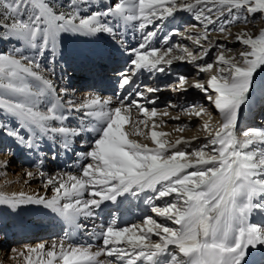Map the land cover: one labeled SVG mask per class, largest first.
I'll return each mask as SVG.
<instances>
[{
    "label": "snow or ice",
    "instance_id": "1",
    "mask_svg": "<svg viewBox=\"0 0 264 264\" xmlns=\"http://www.w3.org/2000/svg\"><path fill=\"white\" fill-rule=\"evenodd\" d=\"M88 2L83 0L84 6ZM79 7L71 0L66 9L63 4L57 7L53 0H0V41L19 45L10 53L0 52V112L18 121L12 127L0 119V131L32 151L40 147L41 140L59 141L57 146L65 153L74 150L77 137L85 132L96 133L83 154L90 162L79 176L65 174L66 178L46 179L55 193L50 199L23 193L0 194V203L13 209L23 204L43 205L70 229L59 242L54 239L47 247L41 242L28 247L27 256L24 252L19 255L26 264H33V253L41 257L37 264H248L251 249H264V226L251 220L254 212L264 216V128L238 133L237 125L243 106L257 90L256 78L264 73V29L255 36L248 31L237 33L235 41L243 50L232 55H228L233 53L232 48L225 42L213 43L209 34L219 32L227 39L232 35L231 26L249 23L250 15L260 13L264 19V0H116L86 16ZM178 11L192 14L196 24L191 27L204 30L195 37H186L200 49L196 55L187 46L152 44L164 22ZM129 22L135 23L142 40L133 48L123 47L126 41L119 42L120 50L131 59L127 67L112 69L117 74V87L124 93L115 106H110V98L98 94L80 103L65 99L69 89L57 91L55 82L44 75L38 57L50 53L49 62L54 65L65 37L107 34L115 40L121 26ZM153 25L152 30L145 31ZM173 35H181V29H170L162 44L168 45ZM213 48L217 52L212 62L196 64L197 74H209L206 83L196 81L191 87L205 94L220 123L214 128L202 122L208 135L198 148H191L193 140L170 141L166 138L169 134L155 130L167 121L158 122L157 108L149 109L141 103L155 104L147 94L160 88L135 84L133 77L142 71L171 75L174 62L205 60ZM175 51L180 54L173 55ZM98 59L103 61V55ZM96 67L94 60L90 70ZM47 71L55 75L54 67ZM171 90L186 92L188 78L178 75ZM259 90L264 93V78ZM179 111L197 119L212 118L203 105H188ZM71 113H80L81 119L92 118L95 127L67 126L65 121ZM172 119L179 120V116ZM185 127L181 125L178 130ZM132 136L150 138L155 146L149 147ZM11 152V148L4 149L5 154ZM0 167L6 168L7 162H0ZM26 175L32 177L33 173ZM146 192L154 193L143 201L151 205V212L177 227L159 223L152 216L145 217L142 225L117 226V208L99 232L101 247L96 251L91 244H65L73 231L85 227L81 219L94 220L106 202L120 205L123 200L119 198H139ZM167 197L171 200L162 206L155 204ZM101 256L106 259H99ZM259 264H264V256Z\"/></svg>",
    "mask_w": 264,
    "mask_h": 264
},
{
    "label": "bare ground",
    "instance_id": "2",
    "mask_svg": "<svg viewBox=\"0 0 264 264\" xmlns=\"http://www.w3.org/2000/svg\"><path fill=\"white\" fill-rule=\"evenodd\" d=\"M187 19L190 20V18L188 17V13L184 14L183 17V20L186 21L185 22L182 21V22L184 24L188 23ZM178 23L179 22L177 20H174L173 18H170L168 21H165L163 28L158 31L157 36L152 40L153 46L167 47L172 44L181 45V43L178 41H175L173 43L172 41L169 40H168V45L162 44V38L165 36V34H167L170 29L176 28L175 24ZM152 28L153 27L146 28L145 31L152 30ZM190 31L192 30L189 29L188 32ZM203 31H204L203 28H201L200 32L195 30L193 31L191 36L195 37L196 34H202ZM230 31L232 35L227 37L230 39H227L224 42L227 44V46H230L232 49H234L235 53H238L239 51L243 50V46L235 41V35L241 31L237 28H235L234 30L231 29ZM209 39L213 43H215L217 42L218 35L214 33V31H212L209 34ZM115 40H118V43L117 41L115 42L114 39L108 36L107 34H102L99 37H86L82 35L67 36L63 40L62 48L60 52H58L56 57L57 62H55L54 65L51 64L50 62L49 63L47 62L48 64L46 66L42 64V61L40 59V62L43 68L45 69L44 75L50 77L55 82L57 91H59V89L61 88L69 89V95L66 96L65 99H74L76 103H80L85 98H88L91 95L98 94L103 99L110 98L112 101V104L110 106H115L119 98L123 96L124 93L120 92V90L117 87L118 81H117L116 72L115 71H112L110 73L107 72L110 69L112 70L113 67L119 69L127 67V65L126 66L124 65L128 60L131 59V57L128 56L127 54H125L124 57H122L121 53L119 54V51L122 52V50H120L121 48L119 47L120 40L126 41L124 47L133 48L136 47L141 42L142 34L137 29L135 30H133L132 28L129 29L127 25H122L120 30L118 31V35ZM229 41L231 42L228 43ZM201 43L204 44L205 46H208L207 43L204 41H201ZM196 48L197 47L195 46L194 47L190 46V49L194 50V52L195 50H197ZM29 54L31 55L32 53ZM48 54H49L48 57L50 58L51 55L50 53H46L45 55L47 56ZM178 54H180L178 51H175L173 53V55H178ZM100 55H103L104 57L103 61H99L98 57ZM215 56L216 53L214 57ZM94 60L97 61V67L95 70L99 72L98 74H96L97 71L95 72L90 70L92 67V62ZM203 61L204 60L198 59L197 61H195V63H192V66H196V64H203ZM59 63L61 65H59ZM187 63L188 62H174L170 69L171 75L160 74V73L154 74V73L142 71L138 73L135 77H133V82L135 84H140L141 86L148 85L152 87H159V85L164 84L168 81L175 85L178 75H183L187 77L188 90L186 92L176 91L175 92L176 94L174 95L171 94V91L169 92L167 89L161 88L160 93L157 92L152 93V95L157 96L154 97L155 104H148L147 101L144 100H142L141 103L144 104L149 109H151L152 107L157 108L158 116L155 119L158 122L167 121V123L164 124L163 126L157 127L155 129L156 131L164 132L169 135H171L174 132V133H179L181 136L183 133H187V134L190 133L192 137L194 136L199 137L197 139V143L201 142L203 144L206 142L204 138L207 135H205V131H203L201 127L202 122L197 123L198 119L194 115L181 113L179 111V108L193 104L203 105L208 108V111L212 114V118L209 119L208 116H203L202 119L204 120L208 119L209 121L216 119L217 125L220 123V117L217 111L214 109V107L210 105L209 101L204 97H202L201 92L191 87V84L196 81H201L206 83L209 74H205V73L197 74L196 68L192 67L191 69L190 67L191 64L184 68L183 66L187 65ZM66 66L70 67L71 69H67ZM52 67L55 68V75H51V73L47 71ZM98 68H100L101 70ZM104 68L106 69L105 72H104ZM192 70L194 71L193 74L191 73ZM103 72L105 73L104 75H102L103 77L98 76L100 73L102 74ZM190 73L192 74V76ZM149 74L151 75L153 81L147 80V75ZM212 74H215V69H213ZM262 78H264V73H262L261 76H258L256 78L257 90H255L252 93L248 101L249 103L253 101L254 98H257L256 103L264 104V97H259L261 94H264L259 90V85ZM132 98H136V97H132ZM169 104L175 105L177 107H166ZM251 107L253 108L254 106H250L248 105V103L247 105H245V109L247 110H249ZM252 110L250 109L249 111ZM165 111L168 112V115H163ZM3 115L5 117H9L10 119H13L11 116L6 115L5 113H3ZM69 115L70 118L67 121H65V124L69 127L72 128H77L80 126H86L88 128L95 127V121L90 117H84L83 119H81L80 113H71ZM136 116H137L136 110L133 109V117L136 118ZM176 116H179V120L172 119V117H176ZM181 125H187V127H185L183 131H179L178 127ZM241 125H242V121L238 120L237 131L241 129L240 128ZM165 128L166 129L169 128L170 131L169 132L166 131ZM143 131L147 133L148 129H143ZM95 135H96L95 132H85L82 137H77L76 140L80 139V142L78 143L75 142L74 150L68 153L62 151L57 146L58 143H52L48 140H41L40 147L37 150L32 151L27 148L21 149L24 156H27L29 162L34 165L36 169L35 176L38 182H40L43 185L44 189L47 188L50 190V196L48 197L43 196L44 198L50 199L53 195H55L53 191V186L46 184V179L48 177L58 178L63 175L66 178L65 174H71L77 176L80 175L82 167L86 164V162H89V160L85 159L83 154L89 150L90 142L92 139L95 138ZM130 138L138 140L140 143L143 144L145 143V141H148L150 144L155 146L150 138L146 139L143 136H132ZM166 138L168 140L171 139V138L169 139L168 136ZM199 146L200 145H195L192 148H198ZM19 147L20 146L16 145V148L18 150ZM54 156L55 158L53 159ZM41 172L44 173L43 177L40 175ZM0 188L4 189V194H2L4 196H11L13 194L19 196L20 193H23L25 196L42 197L38 194V192L33 190L31 191L23 190L22 188L19 189L17 187L10 188L5 185H0ZM85 198H87V194H85ZM119 199L123 200V203L120 205L112 204L109 202L103 204L101 210L96 215V217L98 218L96 219V221H93L92 219H88V220L81 219L82 224L85 225V227L80 230L73 231L71 240L70 241L66 240L65 244L68 243H72L76 245L91 244L89 243V240L86 241V244H83L85 241L82 238V236L84 235H87V237L88 235L98 236L100 230L107 225L104 224L103 222L105 217L108 215L109 212L115 211L117 208H119V213H118L119 220L117 226H125L130 224L142 225L145 217L152 216L159 223L166 224L169 227H177L172 222L167 221L164 218L158 217L154 213H152L151 206L147 207L146 203H144L143 205L138 204L139 206L133 205L136 198L129 197V198H119ZM167 200H171V197L161 199L159 205L162 206ZM61 203H63V201H61ZM2 207L7 210V214L9 215V217H11V221H12L11 229H13V231L11 233L10 232L11 229L10 228L7 229L8 230L7 235H9L10 238H15L17 240H19L20 238H22L23 240H29L26 244L21 245L23 248H25L23 250L25 256L28 255L27 252L28 247H35L41 242L46 243V247H47V245H49L54 239L57 240V242H59L58 238L56 237L49 238V237L51 235L56 236L59 230H61L62 228H64L65 231H70V229H68L66 223L63 221V219L60 216H58L56 213L51 211V209L43 205L34 204V203L23 204L13 209L6 204L0 203V212ZM127 209L129 210L126 211ZM3 218L4 215L0 213V219L2 220ZM32 218L37 220L39 219V221L37 223L35 222L36 223L35 224L33 221L29 220ZM251 220L254 223H258L259 218L255 215V213H253ZM36 226L39 227L35 229ZM15 231H17L16 234ZM88 233H94V234H88ZM41 234L45 235V237L41 239H36L34 241L30 240L31 238L38 237ZM153 239L155 240L157 239V237L153 236ZM91 245H93V249H92L93 251H96L99 247H101V244L99 245V247L97 246L98 244H91ZM250 251L252 255L249 259L248 264H259L261 257L264 256V249H251ZM20 252H22L20 251V249L15 252V256L19 258L18 262L13 261L11 263H4V264H26V260L24 259V257H21L19 255ZM36 256L37 253H33L31 256V259L33 260V264H37L38 259H41V257L36 258ZM99 259L104 260L106 259V257L101 256Z\"/></svg>",
    "mask_w": 264,
    "mask_h": 264
},
{
    "label": "rangeland",
    "instance_id": "3",
    "mask_svg": "<svg viewBox=\"0 0 264 264\" xmlns=\"http://www.w3.org/2000/svg\"><path fill=\"white\" fill-rule=\"evenodd\" d=\"M53 2L57 4V7H59L61 4H63V5H65V9H66L67 6H68V0H53ZM71 2L73 4L80 5V7H79L80 13L82 15L86 16V15H89L92 11L102 10L107 5L115 3L116 0H89L88 4L86 6H84L83 0H71ZM65 9H62V10H65ZM186 13H188V12H186V11H178L175 14V16L173 17L174 20H177L179 22L178 24H175V26L176 27H180L181 35H173V36L170 37L169 41H172L173 43L175 41H178V42L181 43L182 46H187L190 51L194 52V50L190 49V46H193V47L194 46L197 47V46L192 41L186 39V37L190 36L193 33V31H195V30L200 32L202 27H199V26L191 27V25H195L196 24V21L193 20V16L190 13H188V17L190 18V20L187 19L188 23L184 24L183 22H185L186 20H183V17H184V14H186ZM260 15H261L260 13H256L254 15H250L249 16V20H250L249 23H247V24H243V23L234 24V25L231 26L230 30L231 29L234 30L235 28H237L241 32L242 31H248L251 34H253L254 36L258 35L260 30L264 29V19H261ZM109 21L112 22L110 19H109ZM156 23H160V22L157 21ZM127 26H128L129 29H131V28L133 30L137 29V27L135 26L134 22H129L127 24ZM149 27H154V25L153 26H149ZM189 29H191L192 31L188 32ZM214 33H216L218 35L217 41L224 42L225 40L230 39V38L225 39L224 34H221L219 32H215L214 31ZM114 41L115 42L117 41V43H118V40H114ZM230 42L231 41H229L228 43H230ZM17 46H19V45L15 41H11V42H9V41H0V52H9L10 53V52H12L13 48H15ZM119 47L121 48L120 44H119ZM227 47L231 48L230 46H227ZM196 49L197 50H195L194 54H198L200 52L199 48H196ZM216 51L217 50L216 49L214 50V48H213L208 53V56L205 58L203 63L212 62L213 59H214V55H215ZM120 53L122 54V57L125 56V53L123 51L122 52L119 51V54ZM232 54H238V53H235L234 49H233V53H229L228 55H232ZM48 56H49V54L47 56L45 55V57H43V58H38V59H41L42 64L47 66V64L50 61V58ZM59 65H61V64L59 63ZM126 65L127 64L125 63L124 66H126ZM188 65H190L191 69H192V67L196 68V66H192V63H190V62H188L187 65H185L183 67L185 68ZM66 68L67 69H71L70 67H66ZM113 69H114V67H113ZM115 69H119V68H115ZM193 70L191 72L192 74L194 73ZM112 71L113 70L110 69V70H108L107 73H110ZM192 74H191V76H192ZM147 80L153 81V79L151 78L150 74L147 75ZM176 83H177V81H176ZM173 85L174 84H172L171 82L168 81V82H166L164 84L159 85V88L160 89L161 88L162 89H167L169 92L171 91V94L175 95L176 91L173 92V90H171V87ZM195 90L200 91L198 89H195ZM160 92H161V90L158 91L157 93H160ZM201 95H202V97H204L206 99V96H205V94L203 92H201ZM148 96H149L150 99L154 98V97H157V96H154L152 94H148ZM259 97H264V94H261ZM256 99L257 98H254L253 101H251L250 103L248 102V105H250V106H254V105L257 104V106H256L257 109H256V107H253V108L251 107L250 108L251 110L255 109V110L250 111V112H252V116L251 117L248 118V115L245 114L246 112L250 113L249 112L250 109L249 110L245 109V106L242 108V111H241V113L239 115V118H238L239 121H242V125L240 126L241 129L237 131L238 133H242L243 130H246L248 128H264V104L256 103L257 102ZM253 103H255V104H253ZM44 106H45L44 104L41 105L42 108ZM244 114L246 116H244ZM0 119H3L4 121L9 122V124L12 127H15L16 124L18 123V121L15 122L14 119H10L9 117H5L2 112H0ZM204 121L210 123L214 128L217 126V124H216L217 120L216 119L212 120V121H209L208 119H205V120L204 119H198L197 123H201V122H204ZM165 130L168 131V132L170 131L169 128H167V129L165 128ZM205 135H208V133L205 132ZM168 137H169V139L171 138L170 140H172V141H174V140H176L178 138H184V139H188V140H193L191 148L194 147L195 145H201L202 144L201 142L197 143V139L199 138L198 136L192 137L190 135V133H188V134L187 133H183L182 136H181L179 133H174L173 132L171 135H168ZM241 138H243V137L241 136ZM194 141H196V142H194ZM75 142H77V143L80 142V139H77ZM56 143H59V141H57ZM144 144H147L149 147H154L148 141H145ZM16 145L17 144L13 141V139L11 137L6 135L3 131H0V162H7V167L6 168L0 167V185H5V186H8L10 188H14V187H17L19 189L22 188L23 190H30V191L33 190V191L38 192V194L40 196H42V197L43 196H47V197L50 196V190L47 189V188L44 189L43 185L40 182H38V180H37V178L35 176L36 169H35L34 165L29 162V159L27 158V156H24V154H23V152L21 150L24 147H19V150H18L16 148ZM6 148H11L12 152L9 153V154H5L4 153V149H6ZM191 148H189L188 151H191ZM82 152H85V151H82ZM25 157H26V159H25ZM86 163H88V162H86ZM189 170H191V169H189ZM27 172H32L33 176L32 177H28L26 175ZM0 194H4V189L3 188H0ZM0 213L2 215H4V218L2 220L0 219V264L11 263L13 261L18 262L19 258H17L15 256V252H13L12 250L13 249H16V250L20 249V251L23 252V250L25 248H23L21 245L22 244H26L29 240H23L22 238H20L19 240L15 239V238H10V236L7 235V231H8L7 229H9V228L11 229L12 228V226H11V224H12L11 217H9V215L7 214V210L5 208H3V207L1 208V212ZM255 215L259 218V221H258L257 224H259L261 226H264V216H261L258 213H255ZM111 218L112 217H111L110 212H109L108 215L105 217V219L103 221L104 224H108V221H110ZM96 219H98V218L95 217V219L93 221H96ZM29 220L33 221L34 223L35 222L37 223L39 221V219L37 220V219H33V218L29 219ZM81 223H82V221H81ZM38 227L39 226H36L35 229H37ZM12 231H13V229L10 230L11 233H12ZM16 232L17 231H15V234H16ZM64 233H65V229L62 228L61 230H59V232L57 233L56 236H52L51 235L49 238L56 237V238L60 239V238H62L64 236ZM13 234H14V232H13ZM88 234H92V233H88ZM20 237H21V235H20ZM44 237H45V235L41 234L40 236L33 237L30 240L34 241L36 239H41V238H44ZM82 238L85 241L83 244H86V241H88V240H89V243L93 242V244H98L97 245L98 247L101 244V240L99 238V235L98 236L88 235V237H87V235H84V236H82ZM73 239H74V237H73ZM36 258H39L38 254H37Z\"/></svg>",
    "mask_w": 264,
    "mask_h": 264
}]
</instances>
